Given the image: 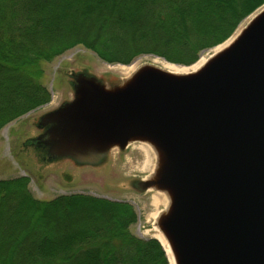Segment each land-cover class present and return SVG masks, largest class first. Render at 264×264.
Here are the masks:
<instances>
[{
	"label": "water",
	"instance_id": "1",
	"mask_svg": "<svg viewBox=\"0 0 264 264\" xmlns=\"http://www.w3.org/2000/svg\"><path fill=\"white\" fill-rule=\"evenodd\" d=\"M73 78L74 100L42 119L51 158L97 164L150 143L158 167L138 188L170 197L158 224L175 264H264V10L195 73Z\"/></svg>",
	"mask_w": 264,
	"mask_h": 264
},
{
	"label": "trees",
	"instance_id": "2",
	"mask_svg": "<svg viewBox=\"0 0 264 264\" xmlns=\"http://www.w3.org/2000/svg\"><path fill=\"white\" fill-rule=\"evenodd\" d=\"M264 0H0V130L48 104L43 66L84 46L108 64L151 54L183 66L235 32ZM0 181V264H169L130 232L133 208L87 195L40 201Z\"/></svg>",
	"mask_w": 264,
	"mask_h": 264
},
{
	"label": "rangeland",
	"instance_id": "3",
	"mask_svg": "<svg viewBox=\"0 0 264 264\" xmlns=\"http://www.w3.org/2000/svg\"><path fill=\"white\" fill-rule=\"evenodd\" d=\"M263 10L264 5L246 17L229 39L204 51L199 60L214 55L217 47L231 39L234 41ZM162 62L178 67L192 66L171 63L151 54L142 55L126 66L108 64L81 45L45 63L42 84L50 92L51 100L0 130V181L27 178L29 191L40 201H52L61 196L87 195L128 204L137 216L136 224L130 227L131 234L142 240L155 239L150 216L157 211L151 206L152 195L148 190L139 189L138 185L153 176L158 167L156 154L149 157L154 170L147 171L141 169L146 160L145 153L140 149L143 146L141 143H132L125 150L114 148L97 164H81L70 158H51L47 147L30 144L46 132L44 127H39L41 118L74 100L73 76H94L106 87L113 88L127 81L140 68L147 65L160 68ZM130 66H134V69L127 76L126 72L117 70V67ZM166 210L168 208H161L160 212ZM166 255L170 264L167 252Z\"/></svg>",
	"mask_w": 264,
	"mask_h": 264
},
{
	"label": "bare ground",
	"instance_id": "4",
	"mask_svg": "<svg viewBox=\"0 0 264 264\" xmlns=\"http://www.w3.org/2000/svg\"><path fill=\"white\" fill-rule=\"evenodd\" d=\"M232 43H233V40L231 39L230 41H228L224 45H221V46L217 47L215 49L214 55H211L209 57L201 58L196 64L192 65L191 67H178V66H175V65H171V64H169L167 62H164V63L162 62L160 68L165 70V71H167V72L176 74V75H188V74H191V73H195V72L199 71L200 69H202L208 63V61L210 59H212L215 55H217L220 52H222L223 50H225ZM133 69H134V66L120 67V68L117 67V70L126 72L125 73L126 76L130 75V73L133 72ZM132 143H141L143 145L140 149L145 153L146 160L141 165V169L142 170H147V171L154 170L153 165H151V160H150L149 157H150V155H152L154 153V154H156L155 156L158 159V153H157L156 148L152 144L147 143V142H131L129 144V146ZM154 171H156V169ZM152 177L153 176H151L148 179H151ZM148 193H150L152 195V197H151V206H152V208L154 210L157 211L156 213H154L153 215L150 216V218L153 220V229H154V232H155L154 238L159 240L161 242V244L163 245L165 251L167 252V254H168L169 258H170V264H175L174 258H173V255H172L171 246H170L167 238L164 236L163 232L161 231V229L159 227V224H158V221H159L160 217L164 213L163 212L164 210L160 212V209L161 208H165V209L169 208L168 206L170 204V197H169L167 192L159 191L156 188H150L148 190Z\"/></svg>",
	"mask_w": 264,
	"mask_h": 264
},
{
	"label": "flooded vegetation",
	"instance_id": "5",
	"mask_svg": "<svg viewBox=\"0 0 264 264\" xmlns=\"http://www.w3.org/2000/svg\"><path fill=\"white\" fill-rule=\"evenodd\" d=\"M42 119H43V117L41 118L40 123H38L40 128H41V126H42V125H41V124H42ZM51 127H52V124H48L47 126H44V130L47 131V130L50 129ZM42 128H43V126H42ZM41 136H42V135H41ZM41 136H40V137H41ZM30 145H33V146L36 145V146L38 147L40 144H38V141L33 140L32 143H31ZM40 146H41V145H40ZM41 147H42V146H41ZM42 148H44V147H42ZM45 148H46V147H45ZM46 149L48 150V147H47Z\"/></svg>",
	"mask_w": 264,
	"mask_h": 264
}]
</instances>
